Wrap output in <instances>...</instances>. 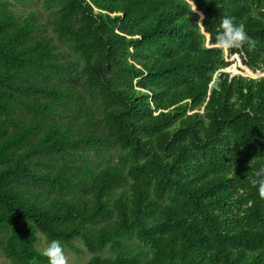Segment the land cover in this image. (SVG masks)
Wrapping results in <instances>:
<instances>
[{"label":"trees","instance_id":"16d2710c","mask_svg":"<svg viewBox=\"0 0 264 264\" xmlns=\"http://www.w3.org/2000/svg\"><path fill=\"white\" fill-rule=\"evenodd\" d=\"M45 3L51 33L0 0L5 257L48 264L40 232L83 264H264V0H195L203 34L185 0ZM222 16L253 76L223 71Z\"/></svg>","mask_w":264,"mask_h":264},{"label":"clouds","instance_id":"9594fccd","mask_svg":"<svg viewBox=\"0 0 264 264\" xmlns=\"http://www.w3.org/2000/svg\"><path fill=\"white\" fill-rule=\"evenodd\" d=\"M189 6L192 13H196L199 16V19L194 24L199 28L200 33H204V20L206 17L202 12L198 11L197 4L195 0H185ZM245 44L250 46L255 45V41L247 33L243 23L237 24L235 18L229 16H222L217 34L215 36V47L217 50L224 52L231 49L242 48ZM202 47H208V39L205 36L202 40ZM264 75L260 69L256 70L253 78H258L259 76ZM236 97L230 100V103H235ZM257 158V157H256ZM256 158L250 162V167ZM250 183L253 187L258 189L259 195L264 199V166L256 169L253 177L250 179ZM42 255L47 257L48 264H70L69 258L65 253V249L62 246L59 240H52L43 250Z\"/></svg>","mask_w":264,"mask_h":264},{"label":"rangeland","instance_id":"374dc122","mask_svg":"<svg viewBox=\"0 0 264 264\" xmlns=\"http://www.w3.org/2000/svg\"><path fill=\"white\" fill-rule=\"evenodd\" d=\"M13 2V6H11L18 16L21 18L29 15L34 12L37 14V20L42 23L47 32L51 33V30L48 26L47 20L50 16L52 7L48 6L45 3V0H10ZM208 37V35H207ZM65 51L68 53L69 47L68 45H64ZM70 57H73V54H69ZM225 56L230 65L237 66L236 68L227 69L224 68L223 71L230 72L232 75L242 74L246 76H253L252 73L248 72L247 69H242L240 65L243 63V58L240 54H230L229 50L225 51ZM39 243L38 248L44 250V248L50 243L44 234L39 232ZM75 245L78 247V250H72L69 246L65 245V253L69 258L70 264H83L85 261L89 260L93 253L87 250L84 243L80 239H76L74 241ZM149 252V250H148ZM100 254L104 256H113L115 253L109 248L102 251ZM0 264H12L10 260H8L5 255L0 251Z\"/></svg>","mask_w":264,"mask_h":264},{"label":"water","instance_id":"95a60500","mask_svg":"<svg viewBox=\"0 0 264 264\" xmlns=\"http://www.w3.org/2000/svg\"><path fill=\"white\" fill-rule=\"evenodd\" d=\"M227 68V67H226Z\"/></svg>","mask_w":264,"mask_h":264}]
</instances>
